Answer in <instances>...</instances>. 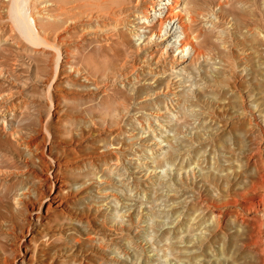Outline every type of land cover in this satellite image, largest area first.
Returning a JSON list of instances; mask_svg holds the SVG:
<instances>
[{
    "label": "rangeland",
    "instance_id": "obj_1",
    "mask_svg": "<svg viewBox=\"0 0 264 264\" xmlns=\"http://www.w3.org/2000/svg\"><path fill=\"white\" fill-rule=\"evenodd\" d=\"M217 1L207 0L205 7L218 12ZM257 2V33L251 32L252 20L236 32V21H228L234 31L228 44L231 63L207 45V54L186 71L190 50L182 58L170 45V55L179 62L176 69L169 66L168 72L154 75L145 61L141 81L117 80L110 82L112 88L101 81L107 93L98 94L94 74L101 75L105 63L92 41L94 27L78 29L90 33L82 51H94L85 59L89 68L80 71L63 61L50 91L55 53L22 39L9 18L11 0H0V178L5 180L0 181V243L6 245L0 261L7 255L17 256L16 264H32L35 237L45 240L43 235L53 230L85 234L87 242L71 251L69 237L54 240L46 255L59 258V264L64 257L70 264H264V206L252 195L239 196L257 208L247 211L244 224L234 220L241 205L229 207L230 221L218 230L219 211L212 213L199 197L202 192L217 196V185L244 190L259 168L258 154L264 159V0ZM36 5V16L47 29L43 37L50 42L47 16L40 12L50 8V1L36 0ZM130 29L135 28H124L131 37ZM131 39L135 46L142 42L140 36ZM117 90L129 96V109L120 116L110 98ZM48 122L53 138L44 130ZM34 136L43 141L48 166L25 144ZM29 169L43 179L32 180ZM30 181L39 187L42 182L49 198L40 210L28 208L21 215L17 202ZM89 232L97 238L95 245L87 241Z\"/></svg>",
    "mask_w": 264,
    "mask_h": 264
},
{
    "label": "bare ground",
    "instance_id": "obj_2",
    "mask_svg": "<svg viewBox=\"0 0 264 264\" xmlns=\"http://www.w3.org/2000/svg\"><path fill=\"white\" fill-rule=\"evenodd\" d=\"M49 1L51 4L50 8L49 6H47L40 12L44 13L43 15L47 16L46 20L43 21L46 25L48 24L47 26L51 30V32L48 33V35H50V39L52 38L50 42L43 37L44 31H47V29L42 26L43 22H41L40 19L36 16V12L38 11L36 0H11L9 8V18L11 19L12 25L14 24L16 30L19 33V36L22 39L39 45H44L46 48H49L53 53H55V57L57 60L55 62L54 78L53 80H51L52 82L49 87L50 91L53 87L54 82L61 74L63 61H66L67 64H71L72 67L78 70H80V67L87 69L89 68V64L86 63L85 59L89 55H93L92 53H94V51H92V53L84 55L82 54V51H84L87 47V36L90 33L86 31L85 34H82L78 31V29L82 30V28L86 29V27L95 28V30L92 32L94 36L92 41L96 42L100 46L99 52L101 56V62L105 63L102 64V66H104L105 68L104 72L101 75L94 74L96 76V85L99 87L101 81H103L106 88H112L113 84H111L110 82H115L117 80L121 83H124L126 80H128V82L131 84L135 83L136 81H141L142 76L146 72L145 67H143L141 63L145 61L150 65L149 68L151 70V73H153L154 75L155 73H166L168 69L167 67L169 66L172 67L173 70L176 69L179 62L177 61L176 55H174V57L170 55V45H172L173 48L176 47V50L179 51V53H183L182 58L186 56H184L185 51L188 49L190 50L189 53L191 54V56L189 65L184 67V70L186 71L190 66L198 64L202 55L207 54L205 50V46L207 45L215 48L218 54L223 58V60L231 63L229 57L232 58V50L229 48L228 44L230 43L229 38L234 37V31L228 27V21L231 19L233 21H236V27L234 29L236 32L240 28L242 23H247L249 20H252L253 26L251 28V32L255 34L257 33L258 10H260L258 9L257 0H218V12H214L213 10L205 7L207 5V0ZM247 4L249 7L246 6ZM211 12L216 15V19H213L208 15ZM132 16H136L139 18L138 20L136 19L134 21L132 20ZM203 16H206L207 20H202ZM199 22H201L200 24L209 23L210 25L207 28L200 27ZM125 27L135 28L134 31L130 29L131 37L127 33V31L124 30ZM132 35L140 36L142 39L141 44L135 46L133 44V40L131 39ZM79 37V41H73ZM73 46H75L76 49V53L74 54V56L71 55V48ZM154 66L156 68H154ZM132 77H134L135 81L131 80ZM162 84L163 81H159V85ZM169 88L170 87L168 85V89ZM96 91L98 92V94L107 93V91L105 89H102L101 87H99ZM115 93L118 94L116 97L112 98L108 95L107 97H104L103 100L108 99V97L114 99L116 101L114 114L117 113L118 116H120L123 115L122 113H124V111L129 109V96L126 90H117V92ZM94 98L95 97H92V100H94ZM20 104L21 103H19V105ZM51 105L53 106L52 100ZM88 109L92 110L93 107H90ZM130 113L131 111L129 112V115ZM49 127L50 123L48 122L47 126L44 127V130L46 131V133L48 132L50 138H53L50 133ZM11 131L17 132V130H14L13 128L11 129ZM25 144L32 151L34 149V152L40 153V156L38 155L37 157L40 159L41 164L48 166V161L46 159L48 155L45 154V150L42 145L43 141L40 136L32 137L31 139L26 141ZM76 151L78 152L77 149ZM2 156L4 157L5 155ZM258 156L261 158L259 168L256 172H253L249 175L248 181L244 183L246 185L244 190L239 191V189H235L233 186L222 187L217 185V189L219 191L217 196L213 197L211 195L209 196L208 194H204L203 192L200 193L199 197L201 201L205 203L207 208L212 213H216L217 211H219V214L216 213L217 216L215 220L218 230H222L224 228V224H226L225 222L230 221V218H227V214L230 210L229 207L241 205V209L237 210L238 212L237 214H235L234 220L242 221V223L244 224H246V218L248 217L247 211H251L252 209L257 208V205L255 203H252V205H249L251 203H242L243 201L239 199V196L252 195L258 200L259 206L261 204L264 206V159L262 153H259ZM38 173L34 169H29L26 174H28L32 180H42V176L38 175ZM10 175L8 174L5 178L9 179ZM0 181H5L2 176L0 178ZM27 183L29 184V182ZM30 183H32L31 186H28V184L25 183L28 191L25 192L23 196L19 197V200L17 202L16 212L21 215H25L26 213H28V208H33V210L38 208L40 210L46 204L49 198L46 194V191L41 189V187L43 186L42 182L40 183V187L32 181H30ZM8 188L9 184H7V186L5 187V191ZM33 192L34 194H36L35 198L31 196V193ZM225 194L228 198H224L223 195ZM223 208L225 209L222 210ZM33 215L35 214L33 213ZM30 225H33V223H31ZM255 226L256 225L254 224L253 227ZM31 229L32 226H29V234L30 232H32ZM63 235L64 233L62 232H53V230H48L43 235V237L46 238L45 240H40L41 237L36 236L34 240L35 248L32 264H59V258L51 259L50 255H46V249H48L54 243V240H58ZM83 235L85 234L72 233L70 235H64L67 238L69 237L71 241L74 242L70 246L71 251L73 248L75 250H79L80 248H83L84 245H86L87 242L83 238ZM86 235L88 243H92L95 245V241L97 240L96 236L93 237L92 232H89ZM214 236H217V234H214L213 237ZM250 236L252 237L251 234ZM18 244L19 247H21L22 243L20 242ZM98 246L104 249V244L100 243V245ZM5 248L6 245H2V243H0V252L5 251ZM76 255L77 254L68 256L70 258L71 256ZM16 259L17 256H14L13 259H11L9 258V256L5 255L0 261V264H11L10 261L13 262L14 260V264H16ZM82 262L79 261V263H75L88 264V261L86 260H82ZM23 263L24 261L22 260V264ZM61 264L70 263L66 262L64 257V260L61 259Z\"/></svg>",
    "mask_w": 264,
    "mask_h": 264
}]
</instances>
